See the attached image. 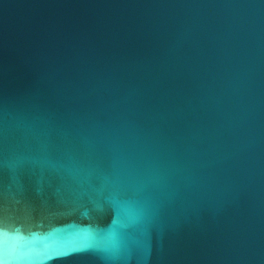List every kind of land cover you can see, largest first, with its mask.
I'll use <instances>...</instances> for the list:
<instances>
[{
    "label": "water",
    "instance_id": "water-1",
    "mask_svg": "<svg viewBox=\"0 0 264 264\" xmlns=\"http://www.w3.org/2000/svg\"><path fill=\"white\" fill-rule=\"evenodd\" d=\"M0 264H264V0H0Z\"/></svg>",
    "mask_w": 264,
    "mask_h": 264
}]
</instances>
